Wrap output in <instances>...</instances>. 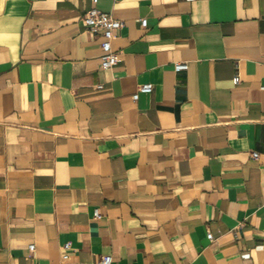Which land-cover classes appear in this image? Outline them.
Wrapping results in <instances>:
<instances>
[{"label":"crops","instance_id":"1","mask_svg":"<svg viewBox=\"0 0 264 264\" xmlns=\"http://www.w3.org/2000/svg\"><path fill=\"white\" fill-rule=\"evenodd\" d=\"M97 7L0 0V264H264V0Z\"/></svg>","mask_w":264,"mask_h":264},{"label":"built area","instance_id":"2","mask_svg":"<svg viewBox=\"0 0 264 264\" xmlns=\"http://www.w3.org/2000/svg\"><path fill=\"white\" fill-rule=\"evenodd\" d=\"M116 1V0H110ZM189 2H193L195 0H187ZM100 0H92V8L84 15L83 24L86 29L96 35L101 34L104 38V41L101 44V48L103 51V55L101 58V67L104 70H108L117 65L119 61V54L113 49V41L116 39L117 32L123 27V21L112 17L110 14L103 12L100 10L97 5ZM141 24L144 28L147 27L148 21L143 19ZM188 63H176L175 71L182 72L188 70ZM240 82V78H235V83L238 84ZM154 85L151 83L141 85L139 88V92L134 95V100L137 101L141 93L149 94L153 91ZM255 159L259 158V153L254 152L252 155ZM96 216H99V211L96 212ZM208 239L212 240L213 235L209 234ZM63 249L66 251V254L63 256V260H69L71 258L70 252L72 250L71 243H65L63 245ZM30 250L32 252L35 251V245L30 246ZM113 257L112 255H105L97 261L96 264H112Z\"/></svg>","mask_w":264,"mask_h":264}]
</instances>
